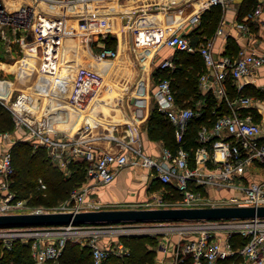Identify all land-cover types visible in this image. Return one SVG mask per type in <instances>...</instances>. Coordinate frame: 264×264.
<instances>
[{
  "label": "built area",
  "instance_id": "obj_1",
  "mask_svg": "<svg viewBox=\"0 0 264 264\" xmlns=\"http://www.w3.org/2000/svg\"><path fill=\"white\" fill-rule=\"evenodd\" d=\"M34 1L20 0L18 7L11 8L6 0H0V39L19 45L17 58L7 63L12 66L13 79L0 76V103L11 112L15 127H26L28 135L23 140L44 146L53 164L62 169L70 163L84 162L85 181L94 179L95 184L82 182L62 203L49 209L31 207L16 198L11 189L13 142L7 141L8 131H0V213L112 209L113 203L89 200L87 196L96 184L111 182L126 166H142L178 192L173 199L163 197L162 193L154 194L153 198L162 207L264 205V124L255 121L251 112L240 110L247 109L252 102L250 96L242 93L244 78L264 67V53L241 47L233 54L216 59L211 40L198 46L184 33L172 31L164 44L174 50L200 53L206 68L199 77L200 90L210 91L224 110H218L217 106L211 108L215 115L213 122L197 126L195 144H191L187 135L192 123L204 116L206 100L197 98L189 105L178 103L170 80L162 77L155 81L150 97L155 108L172 125L176 149L163 144L157 154H148L135 132L127 139L107 133L106 137L114 140L119 149L98 150L91 145L90 132L102 127V121L79 122L72 134L66 133L55 123L58 120L68 123L72 109L52 108V105L55 102L72 104L76 96L82 94L92 100L101 86L100 73L94 63L117 56V49L106 44L105 39L111 35L109 22L97 4L103 0H37L52 4L53 7L45 10L47 17L37 15ZM226 1L206 0L205 5ZM77 3L83 6L77 7ZM60 7L67 8L61 10ZM260 12L261 5L257 3L237 26L249 30V23L257 21ZM190 19L197 21L198 12ZM78 35L82 36L85 52L64 45L69 38L75 39ZM160 64L164 68L175 67L172 56L164 57ZM229 82L235 85V98L229 95ZM139 85L143 91L144 86ZM135 103L141 107L144 98L136 96ZM131 141L139 143L134 145ZM38 181L40 188H46L41 178ZM174 222L182 223L185 232L193 236L176 247L173 264L186 256H190L192 264H264V217L155 223ZM82 227L86 225L0 227V240L8 248L14 239L30 241L34 263L50 264L56 261L65 241L72 238L71 234L82 231ZM87 244L95 263L109 253V249L99 246L95 239ZM116 246L118 253L126 251L121 242Z\"/></svg>",
  "mask_w": 264,
  "mask_h": 264
},
{
  "label": "crops",
  "instance_id": "obj_2",
  "mask_svg": "<svg viewBox=\"0 0 264 264\" xmlns=\"http://www.w3.org/2000/svg\"><path fill=\"white\" fill-rule=\"evenodd\" d=\"M103 1L108 2L110 5H105L102 2H99L98 7L106 16L108 14L107 18L111 32L110 36L115 38L117 56L120 51L125 53L126 49H131L137 55V67L133 74L134 77L131 78L129 82L131 86H134L137 83L136 90L134 93L126 96V98L121 97L117 106L112 104L108 112L106 111L107 107H105L106 104L104 100L102 103L100 102L102 99L99 101L101 103L100 106H97L99 105L97 104L92 107V110L90 109L89 111L84 112V110L92 105L96 95L90 100L91 98L88 97L87 94H82L76 96L72 104L69 102H55L52 105V108L72 109L75 114L71 118L90 116L100 119V115H103L102 117L105 115L113 117L116 121L106 123L107 126L103 124L102 127L90 132L91 145L98 150L116 151L119 149V146L114 140L106 137L107 133H112L119 138L127 139L131 133L134 135V133L137 132L139 142L143 150L148 154H157L160 151L161 146L165 144L164 140L161 138L151 137L149 135L147 121L152 111L150 110V103L153 102L150 97L151 90L155 81L161 78V74L157 75L158 69H167L168 72H171L174 69L161 67L160 64L164 57H173L170 53L176 52V50L164 44L165 38L172 31L184 33L192 43L198 46L211 40L212 53L216 59H219L225 54H233L241 47H245L257 53H264V0H255V5L257 3L261 5V12L256 18L257 21H251L249 23V30L241 29L237 26V23L241 20V18L238 17V11L243 0H227L225 4L213 6H206V0ZM113 1L117 2V6L111 4ZM157 3H162V5ZM254 4L250 9L255 7ZM115 7L118 8L117 17L120 19L119 28L116 20H109V14L111 13L107 10L108 8L115 9ZM196 12H198L199 19L192 22L190 18ZM220 29L221 32H219ZM147 53L148 56H146V60L142 62L143 60L141 58H143L145 54L147 55ZM167 53H169V55H167ZM196 53L200 55L199 52ZM115 58L106 61L105 64H102V62L94 63V66L99 73L106 76L109 74L107 68L114 63L112 61ZM86 63L90 65L89 62ZM205 71L206 68L203 62V70L199 74V77ZM199 77V92L202 94L211 93L210 91L200 90ZM11 79H13V77ZM136 79H138V81H136ZM244 81L245 85L242 89L244 95L249 96L245 92L251 91L252 89L263 92L264 67L257 70L255 74L245 77ZM139 84L144 86L143 91ZM227 88L230 97L235 98L237 96L235 85L229 82L227 83ZM136 96L144 98V104L141 107L137 106L135 103ZM250 107H252V105L249 106V108ZM255 107L264 113V104L261 107ZM153 108H155V106H153ZM240 110L243 113L251 112L253 115L252 108H242ZM55 124L60 129H64L66 133H73L74 127L66 126L67 123L58 120ZM27 135L28 132L26 127H16L13 131L9 132V138L7 141L14 143L17 140L27 137ZM131 142L134 145L139 143L138 141ZM3 143H5V141H3ZM70 164H68L65 169L60 167L59 169L62 170L64 174L69 175ZM157 181L159 180L152 176L150 170L142 166H126L118 171L116 177L111 182L102 185L96 184V187L87 198L89 200L97 199L102 202L113 204L144 198L148 193L149 195L157 194L158 189L153 188L154 184L158 183ZM85 182L87 184H95L94 179L86 180ZM114 207L116 206L113 205L110 208ZM113 241L114 240H111V242ZM155 264H164V261L158 259Z\"/></svg>",
  "mask_w": 264,
  "mask_h": 264
},
{
  "label": "trees",
  "instance_id": "obj_3",
  "mask_svg": "<svg viewBox=\"0 0 264 264\" xmlns=\"http://www.w3.org/2000/svg\"><path fill=\"white\" fill-rule=\"evenodd\" d=\"M255 2V0H243L238 11V17L242 18L244 14L253 10V8H250ZM105 40L108 46L115 47L113 36H108ZM175 53L173 55L174 69L171 72H168L167 69H158L157 75L161 74V78H169L176 100L182 105L192 104V101L197 98H205L204 116L192 123L190 132L187 135L189 142L195 144L193 137L195 136L196 127L203 122H213L215 117L211 113L213 106H217L218 110L221 111L224 110V107L217 102L212 94H202L198 90V77L203 70L201 56L196 52L191 53L180 50H176ZM252 90H254V93L257 92L255 89ZM208 117H210V120L207 119ZM147 124L151 137L161 138L166 146L172 148V150L176 149L177 143L175 142L173 127L156 108L151 111ZM15 128L11 112L0 103V131L10 132ZM12 157L14 174L11 188L16 189V191L27 189L28 193H25L24 196H28L32 192L34 185L40 186L38 179L41 178L46 184V189L43 190L47 192L52 203H56L68 197L70 192L85 180L84 162L71 163L70 174L66 175L58 166L53 164L44 146L33 147V143L28 140L20 139L12 144ZM157 182L153 186L154 189L160 187L170 188L175 192V197L179 195L170 185L161 181ZM30 198L36 204L47 201L38 193L33 194ZM122 239L125 243L127 242L125 244L127 246H125L126 251L122 253L109 252L99 263L93 261L89 244L79 245L76 241L67 239L56 261L50 262V264H154L156 252L153 248H148L146 237L133 235ZM0 264H35L31 254L30 241L24 242L21 239H14L11 247L8 248L0 240ZM178 264H192L190 256L184 257Z\"/></svg>",
  "mask_w": 264,
  "mask_h": 264
},
{
  "label": "rangeland",
  "instance_id": "obj_4",
  "mask_svg": "<svg viewBox=\"0 0 264 264\" xmlns=\"http://www.w3.org/2000/svg\"><path fill=\"white\" fill-rule=\"evenodd\" d=\"M10 0H6V2H9ZM20 0H16L15 4H19ZM35 3V9L37 10L38 16L47 17V12L45 10L48 9V7L52 6V4H49L44 1H34ZM103 4H109L108 2L102 1ZM117 2H112L113 6L116 5ZM99 4V3H97ZM159 5H162V3H157ZM110 5V4H109ZM53 7V6H52ZM58 8V7H57ZM64 7H60L62 10ZM67 7H65L66 9ZM77 8V7H76ZM59 9V8H58ZM63 9V10H65ZM80 9V8H77ZM161 9V8H160ZM108 11H110L111 14H109V20H116L118 28L120 27V19L118 16V8L115 7V9L108 8ZM108 16V14H107ZM75 39H70L65 42L64 45L68 46V48H74L78 50L79 52H85L84 46L82 44V36H75ZM94 42H96L94 40ZM68 44V45H67ZM127 47V46H125ZM19 48L18 43H12V42H3L2 39H0V76L1 77H7L12 78L13 74L11 73V66H9L7 63H12L14 61V58H17V50ZM93 48L95 49V45H93ZM171 55H175L176 53H170ZM169 55V53H167ZM148 56V53L147 55ZM146 56L141 58L144 62L146 60ZM137 55L134 51L131 49H126L125 53L119 52V55L112 61L114 62V68L113 70L106 76H103L100 73V80H101V86L99 91L96 94V97L98 96L99 99H102L100 102L102 103L103 100L106 104L105 107H107L106 111L110 110L109 108L113 105L117 106V103L121 97L126 98V96H129L130 94L134 93L136 90L137 83L134 86L130 85V79L133 78V74L135 72V68L137 67L136 62ZM138 61V59H137ZM95 62V61H92ZM157 62V61H156ZM106 61H102V64H105ZM139 66V65H138ZM142 73V72H140ZM107 79V80H106ZM138 81V79H136ZM106 86V87H105ZM261 88V87H260ZM264 90V89H263ZM248 94L252 102L250 103L252 105V113L255 121L262 122L264 124V113H262L259 109H257L255 106L261 107L264 104V91H257L254 93V90L245 92ZM98 102L97 106H100L101 103ZM95 105V106H96ZM5 106V105H4ZM153 102L150 103V110H153ZM6 107V106H5ZM7 108V107H6ZM248 107V109H250ZM255 108V109H254ZM92 110V108H91ZM98 111V108H97ZM101 116L102 123L107 126L106 123H112L113 121H116L113 117L110 116ZM106 117V118H105ZM33 147H37L34 146ZM16 176V174H15ZM12 189V188H11ZM41 189V190H40ZM46 189V188H45ZM157 195H161V192H163V197H170L175 198V192H173L170 188L164 189L162 187L156 188ZM12 191L15 193L16 198H21L24 200L25 203L28 205H32L31 207L38 206L43 209H49L50 207L57 205L58 203H62L61 201L65 200H59L56 203H52V200L48 198V194L46 191H44L42 188L37 187V185L33 187L32 192L28 194V196H24L25 193H28L27 189L25 190H19L16 191V189H12ZM35 193L41 194L44 198L47 199V201H43L42 204H36L33 203L31 200V196ZM2 194V193H1ZM19 195V196H18ZM23 196V197H20ZM154 195H149V193L144 198H139L131 201H122L119 203H114L113 205L116 207H126V208H150V207H162V205H159L157 200L153 198ZM182 223H134L131 225H122L120 223L118 224H108V225H86V227L80 228V232H77L76 234H71L72 238L71 240L76 241L77 244L81 245L83 243L90 242L91 239H95V243H97L99 246L107 247L109 249V252L118 253L119 247L116 246V243L121 242L126 248L125 241L122 239L123 237H130V236H144L147 239L146 245L148 248H153L156 252L154 264L158 261V259H161V261H164V264H173L174 263V250L177 246H180L185 241L184 239L190 238L193 236V234H189L186 230L182 228ZM101 230L104 229L106 232L97 233L92 232V230ZM111 240H114L111 242ZM126 246V247H125ZM160 261V260H159ZM167 261V262H166Z\"/></svg>",
  "mask_w": 264,
  "mask_h": 264
},
{
  "label": "water",
  "instance_id": "obj_5",
  "mask_svg": "<svg viewBox=\"0 0 264 264\" xmlns=\"http://www.w3.org/2000/svg\"><path fill=\"white\" fill-rule=\"evenodd\" d=\"M264 217L263 206L112 208L86 211L0 213V227L108 225L219 218Z\"/></svg>",
  "mask_w": 264,
  "mask_h": 264
},
{
  "label": "bare ground",
  "instance_id": "obj_6",
  "mask_svg": "<svg viewBox=\"0 0 264 264\" xmlns=\"http://www.w3.org/2000/svg\"><path fill=\"white\" fill-rule=\"evenodd\" d=\"M15 2L16 1H14V0H10L9 2H7V4H8V6L9 7H11V8H15V7H18L19 5H15ZM76 6L77 7H82L83 6V4L82 3H77L76 4ZM144 56H146V54L144 55ZM113 68H114V63H112L111 65H109V67L107 68V70H108V73H110L112 70H113ZM107 80V79H106ZM9 85H12V83H9ZM106 87V86H105ZM98 97V96H97ZM95 98L94 99V102L92 103V105L89 107V108H87L86 110H84V112H87V111H89L93 106H95L99 101H100V99H98V98ZM58 103V102H57ZM88 105V104H87ZM74 110V109H73ZM72 112V111H71ZM75 113L74 112H72V115H71V117L74 115ZM70 117V120H69V122L66 124V126H69V127H76V125L79 123V122H83V121H90V122H92V123H94V122H96L97 120L98 121H102V120H100V119H97V118H94V117H90V116H81V117H77V118H71ZM64 123V122H63ZM66 123V122H65Z\"/></svg>",
  "mask_w": 264,
  "mask_h": 264
}]
</instances>
